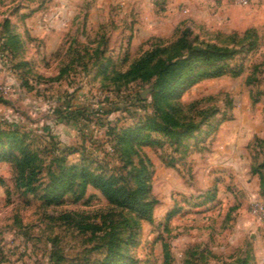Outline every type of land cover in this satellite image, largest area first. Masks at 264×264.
Returning <instances> with one entry per match:
<instances>
[{
    "label": "rangeland",
    "instance_id": "1",
    "mask_svg": "<svg viewBox=\"0 0 264 264\" xmlns=\"http://www.w3.org/2000/svg\"><path fill=\"white\" fill-rule=\"evenodd\" d=\"M241 1L0 0V264H106L109 242L108 264H264V0ZM182 33L241 74L158 88L131 73L176 57ZM162 112L178 136L134 130ZM75 166L131 188L144 167L152 219L82 191Z\"/></svg>",
    "mask_w": 264,
    "mask_h": 264
},
{
    "label": "trees",
    "instance_id": "2",
    "mask_svg": "<svg viewBox=\"0 0 264 264\" xmlns=\"http://www.w3.org/2000/svg\"><path fill=\"white\" fill-rule=\"evenodd\" d=\"M250 31L241 38L242 42H246L249 47L253 46V41L248 40ZM12 53L16 54L21 49L19 44V38L17 36L12 38ZM255 42V41H254ZM179 48V52L176 57H170L166 60L159 59L155 62L158 51L146 53L142 56L134 65L132 74L141 73L138 78L144 82H151L155 79L156 87H167L172 84H185L187 81L195 82L205 78H218L227 74H231L237 77L241 74L242 68L229 69L226 65V59L231 56V52L227 48L218 47L216 45L205 44L193 45L190 40L187 39L186 33H182L181 37L176 43ZM153 65L151 70L148 69L150 65ZM181 127V124L172 115L162 112L160 115L154 117L151 120H147L144 124H141L134 129L142 132L143 130H158L164 134H169L172 137L178 136L180 133L176 132V128ZM128 129L127 132H130ZM0 138H11V134L2 132ZM3 145V142H0ZM31 161L29 157H25L24 160L18 161V167L22 170L30 168ZM264 167V166H263ZM75 166L68 169V173L72 177V183L77 184L78 187L84 191L89 185L98 188L109 200V202L117 208L128 210L129 213H136L139 220H151L153 203H145L141 200L148 191H146L147 184L146 178L143 175L145 171L144 167L137 170L136 174H133L132 180L136 185V188L129 187L127 184H121L116 177L107 176L104 173L92 172L89 169H82ZM255 174L260 176V191L264 196V173L261 170H255ZM58 184L53 186L52 183L48 186L49 192L46 197H51L54 191L57 189ZM106 222L102 225H84L81 226L83 232L91 231L92 236H95L97 232L102 231L106 226ZM111 222L108 227H111ZM105 230V229H104ZM107 232L105 233V235ZM106 264L112 260L115 255L114 243L109 242L106 247ZM166 258L168 253L166 252ZM123 258H120L122 260ZM242 263H246L243 260Z\"/></svg>",
    "mask_w": 264,
    "mask_h": 264
},
{
    "label": "crops",
    "instance_id": "3",
    "mask_svg": "<svg viewBox=\"0 0 264 264\" xmlns=\"http://www.w3.org/2000/svg\"><path fill=\"white\" fill-rule=\"evenodd\" d=\"M200 0H184L183 6H186L189 10H199ZM208 1V0H204Z\"/></svg>",
    "mask_w": 264,
    "mask_h": 264
},
{
    "label": "built area",
    "instance_id": "4",
    "mask_svg": "<svg viewBox=\"0 0 264 264\" xmlns=\"http://www.w3.org/2000/svg\"><path fill=\"white\" fill-rule=\"evenodd\" d=\"M244 5H246L248 2H247V0H242L241 1Z\"/></svg>",
    "mask_w": 264,
    "mask_h": 264
}]
</instances>
